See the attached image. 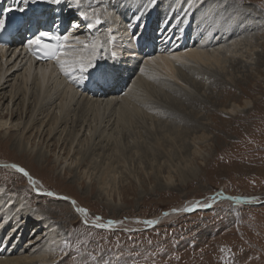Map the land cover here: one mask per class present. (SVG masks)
I'll list each match as a JSON object with an SVG mask.
<instances>
[{
	"label": "rangeland",
	"instance_id": "374dc122",
	"mask_svg": "<svg viewBox=\"0 0 264 264\" xmlns=\"http://www.w3.org/2000/svg\"><path fill=\"white\" fill-rule=\"evenodd\" d=\"M116 1L93 0L91 7L101 9L104 15ZM128 1L138 5L139 10L152 2ZM213 1L220 8L229 3H243L241 7L237 4V10L248 17L254 16V25L251 24V31L240 33L233 40L241 41V45H249L248 40H252L258 49L249 56L252 61L240 66L230 65L228 71L220 75L208 70V75L199 74L197 81L193 77L196 73L189 75L188 70H184L188 82L193 81L187 82L185 88L194 100L176 97L171 91L179 87L174 84L169 87L167 82L163 88L155 81L157 86L152 89L155 87L162 94L153 95L148 90L139 104L142 113L128 120L123 129L115 130L120 133L118 138L107 142L106 136L99 138L102 134L93 136L82 149L74 148L75 144L68 157L66 147H60L61 141L56 147L59 134L47 140L42 137L32 140V135L33 152L23 154L18 142L23 141L19 130L27 119L25 115L17 113L0 120L12 130L0 132V192L12 202L23 201L31 214L36 215L19 233L10 234L5 247H13L18 242L17 248L24 257H34L47 250V258L42 259L45 264H264V1L206 0L207 3ZM206 2L198 8V13L207 6ZM172 3L173 0L161 3L155 0L153 9L142 10L140 16H150V20L140 22L138 19L131 26H135L132 34L140 31L142 35L138 47L147 34L151 33L152 41L161 36L156 31L164 20V24L169 25L177 18V13L167 14ZM83 6L81 9L86 10ZM162 6L167 8L163 17L169 19L161 17ZM223 10L226 15L233 12L227 7ZM194 16L197 15L194 13ZM69 21L72 19H65L67 30ZM176 21L179 26L180 17ZM194 24L195 21L190 20L185 27L184 43L188 36L191 39ZM143 26L148 28L143 30ZM232 27L230 24L229 28ZM224 44L229 42L222 46ZM247 48L242 50L244 57L248 56ZM193 79L197 86L192 85ZM43 99L36 105L33 117L47 100ZM175 99L179 105V112L177 108L176 111L187 117L186 126L180 118L168 117L164 108H155L162 100L172 103ZM21 100L20 97L15 103L14 110L20 108L17 105ZM244 102H248V106L239 114L228 115L225 111L232 103L244 105ZM27 104L26 116L32 112L33 99ZM6 105L7 102L0 114L7 112ZM74 117L72 114L69 120ZM77 119L76 116L68 123V134L75 132ZM64 135L65 132L62 138ZM74 154L75 163L69 160ZM65 157L66 164H63ZM106 158L115 168L116 180L108 179V183L103 184L101 170L106 165L101 164H105ZM3 162L29 171L36 181L35 187L29 185L22 174L3 166ZM79 163L83 165L78 167ZM167 176H171L170 182ZM49 191L58 197L72 198L78 208L87 209V216L82 214L84 219H81L63 199L43 195ZM229 197L246 202L236 203V199ZM96 217L101 219L96 220ZM157 219L156 226L145 223H156ZM109 222L114 223L110 227L95 226H107ZM43 223L51 228L39 229L37 226ZM51 231L53 235H48ZM3 235L1 232L0 237ZM48 236L54 240L48 242ZM34 261L33 264H38L39 259Z\"/></svg>",
	"mask_w": 264,
	"mask_h": 264
},
{
	"label": "bare ground",
	"instance_id": "6f19581e",
	"mask_svg": "<svg viewBox=\"0 0 264 264\" xmlns=\"http://www.w3.org/2000/svg\"><path fill=\"white\" fill-rule=\"evenodd\" d=\"M161 1L162 0H159V3H161ZM204 1L206 2V0H203V2ZM154 2L155 0H152L150 5H148V3L144 6L146 12L154 8ZM84 3L83 5L85 6H83V8L86 10L94 4L93 0H84ZM202 4L201 0H173L169 10H167L165 6H162L160 8L161 17H163L164 12L167 10V14L171 11L177 13L175 16L177 18L169 25L164 24L165 20L159 25L156 32L161 36L156 40V44H152V50H147L145 48L141 49L140 57L142 55V58H140L137 50L133 51V46L136 41H140L142 35L140 31L136 34H132V29H134L135 26L132 28L131 26L135 25L138 19L140 22L150 20V16L141 17L140 14L142 10H144L143 7L139 10L140 7L131 1H116L109 6L108 12L105 13L103 11L104 15L101 14L103 19L102 24L89 29L87 27L88 22L82 21L78 15L79 11L82 9L69 7L67 0L60 5H49L39 2V0H36V2L29 0L27 5L23 3V0H0V11H2L4 7H11L15 10L23 8L24 11L19 12L25 15L23 17L24 21H28V23L14 27L12 29V35L9 36L10 42L0 46V113L6 102L8 105L11 104L10 109H8V105H6L7 108H5V110L7 112L5 114H0V120H4L6 116L12 118L17 115V113L20 116H23V114L25 115L24 117L27 119L19 130L23 141L18 142L19 147H23V154L33 152V146L32 143H30L32 135H34L32 140L37 137H39V139L42 137V139L47 140L51 138V136V139H54L55 136L59 134L55 142L56 147L61 141L60 147H66L67 157L76 146L81 147L80 149L84 148L85 144L89 142L88 140L91 141V139L94 138L93 136L102 134L103 136H99V138L102 139L106 136L105 138L108 139L107 142H109L111 138L114 137L116 139L120 135V133L118 131L115 132V130L120 127L123 129L128 120L130 121L134 116H140L142 112L139 104L148 90H150V93L153 95L162 94L161 90H156L155 87L152 89V86L160 85V87L164 88L167 82L170 83L169 87L174 84V87L178 86L179 88L174 89L175 92L171 91V93L176 97L183 96L188 101H192L194 100L193 97L185 88L189 80L187 75L184 76V70H188L189 75L196 73L195 75L193 74V77L197 80L199 74H201L200 76L205 74L208 75V70L220 75L228 71L230 65L234 64L240 66L241 64H247V62L249 63L252 61L253 58L249 56H253L254 52L257 51L256 49H258L255 42L248 40L249 45H241V41L237 43L233 40L236 35L238 36L240 33L244 35L252 30L251 24L253 23L252 17L254 16L248 17L243 13L240 14V11L237 10L238 8L236 6L239 5L241 7L243 3H237L238 5L229 3L220 8L214 5V1L209 3L206 2L207 6L198 13V8H200ZM225 7L231 9L233 11L232 14L226 15L223 10ZM6 8H4V10ZM99 10L101 13L102 10ZM193 12L197 16L193 17ZM130 14L131 16H129ZM158 16L159 14L157 17ZM178 17H180V28L176 21ZM66 18L72 19L68 30L65 29ZM164 18L167 19L168 17H163V19ZM127 19L130 20L128 24L125 23ZM190 20L195 21L193 28H191L192 37L190 39V36H188L186 43H184L183 34ZM37 21H39V26L36 23ZM227 23H229V25L233 24V27L230 29L229 25H226ZM50 24L53 25L52 28H57L62 35L68 32H71L73 36L82 37L99 34L104 41V46L99 50L98 55L101 58V62L106 60L109 64L115 63L120 65L121 74L118 82L104 89H97L88 85L87 81H79L77 83L66 78L60 72L55 61L45 62L46 64L41 65L30 60V58L26 56V53L30 51V47L28 41L23 39L25 38L23 36L24 32L36 28L40 30L49 28L48 25ZM73 25H79V27L73 28ZM227 31L230 32L227 33ZM175 32H177L176 35ZM173 37L175 41L171 43ZM33 38L34 37H32V39ZM224 42H229V44L226 46L224 44V46H222ZM70 44L71 47L77 49L78 55H89L87 52L83 51L82 45H77L74 41H71ZM245 47H248L246 49L248 56L244 57L242 50L245 49ZM204 69L205 71L201 73ZM181 77H184V80H180ZM196 80H194V84L192 85L197 86L195 83ZM200 80L205 82L203 78H200ZM155 81L158 82L157 85H154ZM213 81L214 80H212V83ZM188 83L191 84L193 81ZM20 97L22 100L19 101L20 104L17 105L20 108L15 107L16 109L14 110L15 103ZM41 98L47 100L39 106L33 117L34 109ZM30 99H33L34 106L32 112L28 113V116H26L27 108L25 109V105L26 103L29 104ZM176 102L177 99L172 101V103L162 100L160 103H157L158 105L155 108H164L168 117L180 118V122L183 126H186L187 117L182 113H178L179 109L177 107H179V105L176 104ZM171 106H174L173 109H168ZM247 106L248 102H244V105L232 103L225 111L228 115H236L244 111ZM72 114L75 115V117L77 116L78 119L74 123L78 126H76V130L73 134H68L66 129L70 127L67 125L75 118L69 120ZM157 114L159 115L160 111L159 113L157 112ZM9 128V124L6 122L0 123V132L7 133ZM64 132L65 135L62 138ZM80 133L81 135H79ZM115 134L117 137L114 136ZM74 145L75 147L73 148ZM169 147L171 148V146ZM161 151L164 150H160V152ZM91 154L94 157L95 150H93ZM67 157H65L63 164H66ZM76 158V154H74L69 160H74L75 163L77 161ZM108 160L106 158L104 160L105 164H101L103 166L106 165V167L101 170L100 179L103 184H105L106 181L108 183V179L111 181L116 180L115 168L112 163H108ZM106 161L109 165L106 164ZM4 163L5 162H3V164ZM5 165H8L9 169L11 168L12 171L16 172L15 169L11 167L13 164L8 163L3 166ZM82 165L83 163H79L78 167ZM66 166L67 168L69 167L68 165ZM170 167L171 166H169V168ZM85 170L84 168L83 171ZM14 176L19 177L17 174ZM166 180L170 182L171 176H167ZM26 181L30 185L29 181ZM72 200V198H69L64 201L78 214L79 218L84 219L82 214L75 211L78 206L76 204L73 206L71 204ZM24 205L23 201L12 202L11 198H6L5 194L0 192V222L2 223L0 225V235L1 232L4 234L3 237H0V240L2 238V243L0 244V264H33L35 262L34 259H39L38 264H45V260H42L44 257L47 258L45 255L47 250L45 249L42 254L36 251L39 255L24 257L22 254L23 252L19 253L17 248L19 245L18 242L14 244L13 247H5L10 234L19 233L20 230L24 228V224L27 221L29 222V219H33V217L36 216L31 214L28 207ZM22 220H24L23 224H21ZM43 224L44 225L37 227L39 229L43 227L46 228V230L51 228L46 226L45 223ZM32 233H34L33 230ZM51 233H53V231L49 232L48 235H53ZM48 237V242L54 240L50 239L52 236ZM47 241L45 240V242ZM20 251L23 250L21 249Z\"/></svg>",
	"mask_w": 264,
	"mask_h": 264
},
{
	"label": "snow or ice",
	"instance_id": "6c2138e0",
	"mask_svg": "<svg viewBox=\"0 0 264 264\" xmlns=\"http://www.w3.org/2000/svg\"><path fill=\"white\" fill-rule=\"evenodd\" d=\"M36 2V0H33ZM41 3H46L49 5H60L64 0H39ZM69 7H75L76 9H81L84 3V0H67ZM203 3V0H201ZM23 3L27 5L29 0H23ZM18 11H24L23 8L16 9ZM14 9L8 8L4 10L3 13H0V32H3L6 29V19L4 18L8 12H12ZM82 21L88 22L87 27L91 29L94 26H99L102 24V16L100 10L91 7L90 10H81L78 13ZM39 26V21L36 22ZM71 24V22L69 21ZM79 25H73V28H77ZM110 31V30H109ZM51 41V43L46 42ZM74 41L77 45H82L83 51L87 52L89 55H78L77 49L71 47L70 42ZM28 45L31 48L34 55L37 59H44L49 61H55L59 67L60 72L70 80L75 82L87 81V84L91 87L97 89H104L112 84L118 82L121 74V69L117 64H109L107 61H102L99 57V50L103 48L104 41L101 39L99 34L95 36H73L71 32H68L64 35H57L50 31H38L33 39L28 41ZM8 167V165H5ZM16 172L22 174L23 177H26L33 187L36 185L35 179L30 175V173L23 167H20L16 164L11 165ZM41 194L38 192V195ZM48 197H55L57 199L67 200L68 197H58L55 193L49 191L43 193ZM219 195V194H218ZM214 199V198H213ZM236 199V198H228ZM239 199H236V203H239ZM71 204L75 206L76 201L72 200ZM205 207L210 205H204ZM190 209H185L188 211ZM80 214L87 216V209L85 208H76ZM96 220L101 218L96 217ZM87 223V221H85ZM114 222H109L107 227H110ZM147 224H153L154 221H146ZM96 227H106L103 224H97Z\"/></svg>",
	"mask_w": 264,
	"mask_h": 264
},
{
	"label": "water",
	"instance_id": "95a60500",
	"mask_svg": "<svg viewBox=\"0 0 264 264\" xmlns=\"http://www.w3.org/2000/svg\"><path fill=\"white\" fill-rule=\"evenodd\" d=\"M230 198V197H229ZM237 199H239V201H242V202H246V200L245 199H241V198H237ZM185 210V209H184ZM187 212V211H186ZM158 223V219H157V221H156V223L154 224V225H156Z\"/></svg>",
	"mask_w": 264,
	"mask_h": 264
},
{
	"label": "clouds",
	"instance_id": "9594fccd",
	"mask_svg": "<svg viewBox=\"0 0 264 264\" xmlns=\"http://www.w3.org/2000/svg\"><path fill=\"white\" fill-rule=\"evenodd\" d=\"M155 222V221H154ZM156 226V225H155Z\"/></svg>",
	"mask_w": 264,
	"mask_h": 264
}]
</instances>
